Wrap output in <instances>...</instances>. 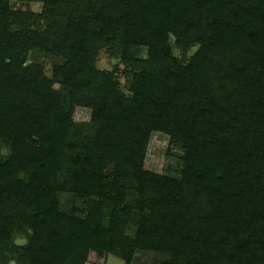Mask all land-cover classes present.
<instances>
[{"label": "trees", "instance_id": "trees-1", "mask_svg": "<svg viewBox=\"0 0 264 264\" xmlns=\"http://www.w3.org/2000/svg\"><path fill=\"white\" fill-rule=\"evenodd\" d=\"M37 1L42 4L41 13L30 14L10 11L8 3L0 0L3 11L0 17V260H6L1 264L8 263L14 252L22 264H83L90 252L101 247L107 255L124 248L119 256L130 261L135 249L150 250L157 245L164 250L174 242L179 246L175 252L168 249L174 253L171 264H264V40L261 39L264 0H250L251 5L244 14L238 12L228 24L223 22L225 18L219 19L221 0ZM123 5L136 20H128L125 29L119 26ZM201 12L213 20V27L189 39L197 29L196 18ZM42 25H46L45 29ZM15 26L17 31H13ZM169 32L176 35L177 44L184 52L199 40L201 47L191 66L204 71L212 62L211 68L216 67L218 73L225 60L220 57L223 63H215L219 54L226 55L232 46H239L237 41L242 34L258 37L256 47L249 48L244 57L239 56L226 73L230 75L232 92L246 79L244 72L256 78L254 83L250 79L246 113L241 112L232 123L216 118L211 125L204 116L200 122L193 119L192 127L190 122H183L179 127L170 111L161 110L165 100L160 98L161 92L155 85L160 80L168 81L166 64L159 75H153L149 68L147 72L133 74L132 101L137 105L134 123L133 113L114 111L111 99L119 96L120 103H124L118 78L95 68L94 57L103 46L119 42L125 46L124 65L136 69L146 63L136 60L130 50L146 42L149 61L156 64L158 57L169 58ZM29 52L54 55L61 63L54 67L50 77L41 66H24ZM242 62L245 68L238 67ZM248 75L252 77L247 74V78ZM54 82L64 85L65 95L54 90ZM187 85L180 86V90ZM75 89L93 90L77 93L76 104L90 108L97 125L75 123L73 101L68 110L63 107L64 99L71 94L72 97ZM179 93L187 94V90ZM148 107L151 112L158 110L159 120L166 125H154L153 116L147 115ZM220 108L225 109L222 105ZM171 111L175 112L176 108ZM208 117L211 118L209 114ZM124 122L131 124L126 126ZM122 123L126 126L125 132ZM242 124L245 128L239 131ZM156 129L187 144L185 179L181 184L170 181V186H174L175 209L161 217L148 215L136 237L124 246L116 234L119 230L115 229L122 216L129 215L130 209L123 197L129 188L125 187L124 194L117 195L102 194V191L107 185L129 177L127 173L143 158L150 135ZM131 130H135L130 137L133 143L120 151L121 155L126 152L130 157L116 165L124 172L107 181L99 177L97 170H93L89 152L103 149ZM72 142L73 146L68 145ZM66 145L69 147L65 148ZM1 146L10 149L7 156L1 153ZM80 146L82 153H89V158L82 157L73 166L71 156L76 154L73 149ZM60 165L64 166L63 171ZM22 174L25 179L21 178ZM58 176L70 184L76 195L103 197L102 203L92 202L86 221L71 218L59 210L55 189L51 188ZM188 193L192 194L191 200ZM105 202H114L115 212L109 225L104 227L100 220L95 221L98 217L94 216L97 214L94 207L97 205L98 211L100 208L103 211ZM190 206L193 209L189 210V222L185 217ZM142 209L151 213L145 207ZM22 235L28 237L26 245L19 241Z\"/></svg>", "mask_w": 264, "mask_h": 264}, {"label": "rangeland", "instance_id": "rangeland-1", "mask_svg": "<svg viewBox=\"0 0 264 264\" xmlns=\"http://www.w3.org/2000/svg\"><path fill=\"white\" fill-rule=\"evenodd\" d=\"M4 2L5 4L8 3L7 8L13 12L22 11L29 12L30 14H39L42 11V4L37 0H4ZM220 5L219 11L221 13L219 15V19L222 17L225 18L223 22L228 24L231 23V20L238 12L242 11V14H244L248 5H251V1L221 0ZM121 9L123 11L121 12L119 26L125 29L127 28L126 23H128V20L131 19V22L136 20H134L135 16H131L132 12L130 9L125 8L124 5L121 7ZM2 12L0 10V17H2ZM133 13H136L134 9ZM196 19L198 20V24L196 25L197 29L189 39H191L193 36V38H197L198 36H201L204 30L209 29V27H213V20L205 13H199ZM45 26L46 25H42L41 28L45 29ZM13 31H17L16 26L13 27ZM261 39L262 41L264 40L263 31L261 34ZM194 42L198 43H196L195 46L188 52H184L177 44L176 35L173 32H169L167 41V50L170 49V52L168 53L169 58H160L158 57L160 54H158L157 57L159 60L156 64H153L151 61H149V43L143 42L144 45L140 44L136 48L130 50L136 60H140L141 62L144 61L146 63L145 66H142L141 64V66L137 67L136 69L127 68L124 65V45H120L118 42L115 43L114 46H103L94 57L92 65L100 71H108L113 73L115 77L118 78V89L120 90V94L124 96V103H120L122 99L119 98V96H117L115 99H111L110 101L113 103V109H115L114 111L118 110L119 113H126L127 115L133 113L132 116L134 118H132V123H134L135 120H137L135 115L137 105H134L132 101L134 96L133 88H135L133 74L141 72V70H145V72H147L149 68L151 69L153 75H159L162 70V66L164 67V64H166L165 68L169 69L168 81L160 80L157 81L155 85L158 86L159 93L161 92V95H159L160 98L163 97L165 100L161 110L165 112L170 111L171 114L174 115L173 117H175V121H178L179 127H181V123L183 122H190V126H193L191 123L193 119L200 122L204 116L211 125H214L213 121H216L214 120L216 118L219 120L223 118L226 123L231 120L230 123H232V120L238 117L241 112L246 113L247 109H249L247 102L249 100V93L251 92L250 79H252V83H254L256 78L252 73L244 72L246 79L239 82V85L236 86L237 88L232 92L229 85L230 75L228 76L226 73L230 72L233 63L238 60L239 56L242 55L244 57L245 52L249 50V48L256 47V45L259 43L258 37L250 38V36L248 37L246 33L242 34L239 41H237L239 46L230 45L229 47H232L228 50V54H219L215 63H223L221 62L222 59L220 57H225V60L223 59L224 63L221 67L220 73L217 72L218 69L216 67L211 68V66L214 64H212V62L208 64L207 69L204 71L203 69H195L193 65L191 66L194 55L201 47L199 40H195ZM7 63L9 64V62ZM60 63L61 59L54 55H46L44 53H30L27 55V61L24 63V66L28 67L31 64L41 66L42 70L45 71V74L51 77L54 67ZM243 63L244 62L240 63L238 67L245 68ZM151 64L153 66H151ZM129 70L133 72H128ZM247 74H251L252 77L248 75L250 78H247ZM186 83H188V85L183 90L184 92L187 90V94H180L179 92L183 91L180 90V86ZM53 88L56 92H61L62 96L66 94V88L63 84L61 85L60 83L54 82ZM70 91H72V89L69 88V92ZM74 91L76 93H74L72 97L71 94L70 98L64 99L63 103L65 105H63V107L68 110L70 108V103L73 101V121L77 124L93 123L97 125L95 123L96 121H93V111L90 108L79 105L77 106L76 104V97L78 96L77 93H92L93 90L82 91L81 89H75ZM221 105L225 109L220 108ZM173 108H176L175 112L171 111ZM233 108L235 110H233ZM207 113L211 118L208 117ZM147 115L150 117L153 116L154 121H152V123H154V125H166L163 120H159L160 117L158 110L151 112V108L148 107ZM232 115H234V118ZM124 124L127 126L131 123L124 122ZM126 126H124L123 123L121 125V128L124 132L126 131ZM227 126H231V124ZM243 128H245V126L242 124V126L239 128V131H241ZM205 131H207V129H205ZM134 132L135 130H131L127 132L129 134H125L123 138L118 139L116 142H109L103 149L100 150V148H98L93 152H89L92 153L91 165L93 170H97L99 177L102 176L101 178H104L107 181L108 178L112 179V177L118 172H121V174L124 172L123 168L121 167L118 170L116 165L118 161L123 162L126 159L128 161L130 156H126V152L125 154L121 155L120 151L123 147L133 143L130 137ZM89 134L91 133L88 132L87 135L91 137ZM224 135L227 138L226 132ZM88 139L89 138H86V140ZM68 145L73 146V142L69 143ZM68 145H66L65 148H67ZM1 148V153L3 155L7 156L10 153V149L7 147L1 146ZM73 151L76 153L73 157L71 156V162H75L73 166H75L78 163V160L82 157L85 159L89 158V155H87L89 153H82V146L77 147L76 150L74 148ZM240 152L243 154V150ZM188 153L189 149L185 142L175 141L170 133H167L161 129H156L150 135V138L146 144L143 158L133 165L132 171L130 173H127L129 177L118 181L117 184H109L103 189L102 194L109 195L110 193H113L114 195H117L118 192L124 194L125 187L129 188L128 192H125V195L123 196L127 205L126 207L130 209L129 215L128 217L122 216L124 218L115 229L119 230V233L116 234L117 237L121 239L119 242L122 245L125 246L130 244V241L136 237L137 231L141 228V226H143L142 221L147 219L149 217L148 215H150V218H156L158 216L161 217L164 214L169 213V211H173L175 209H173L172 201V197L175 193L173 192L174 186H170V181L181 184L183 179H185L183 176L185 171V160ZM66 154L67 153H65V156L68 160L69 158ZM60 167L61 170L64 168L63 165H60ZM61 170L59 172L60 175H62ZM141 173H144V175L140 176ZM23 177L25 179V176L22 174L21 178ZM131 179L133 180L131 181ZM54 181L56 184H52L51 188L55 189L54 193L58 208L61 212L67 214L71 218L77 219L81 222L86 221L90 214L92 202L94 201L98 204L103 202V197H98V194H92L90 196H80V194L76 195L77 193L71 190L70 184L67 183L66 180H61L59 176L54 178ZM181 190L179 189L178 191L183 193ZM197 192L203 199H205V196L200 191ZM191 195L192 194L188 193L190 200L192 199ZM185 205L188 206L189 203H186ZM103 206V211L101 208L98 211L97 205L94 207V211L97 213L94 216L98 217L95 219V221L100 220L105 227L109 225L111 218L113 219L115 203L105 202ZM142 207L149 209L151 213L144 212ZM191 209L193 208L190 206V208L186 210V212L188 211V216L185 218L189 222L191 221V211H189ZM175 215L176 214H173L171 216L175 217ZM19 239L22 245H26L28 242V237L26 235L20 236ZM175 243L176 242L167 245V248H164V250L158 249L157 245L154 246V249L150 250L140 248L135 249L134 255L130 261H127L119 256L120 253H123L124 248H122V250L115 249V251L107 255L105 254L104 247H101L100 249H96V251L90 252L89 259H87V261L83 264H171L174 259L173 251L175 252V249L179 246L178 244L175 245ZM169 248L173 249V251L170 252L168 250ZM127 251L130 250L127 248ZM2 260L6 261L4 259ZM3 261L0 260V264L3 263ZM6 264H22L19 261V255L17 252L12 253V255L8 258V263Z\"/></svg>", "mask_w": 264, "mask_h": 264}]
</instances>
